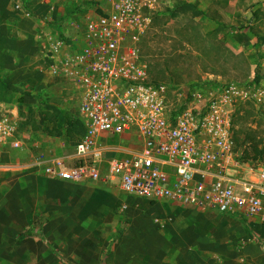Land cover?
<instances>
[{
	"label": "built area",
	"instance_id": "obj_1",
	"mask_svg": "<svg viewBox=\"0 0 264 264\" xmlns=\"http://www.w3.org/2000/svg\"><path fill=\"white\" fill-rule=\"evenodd\" d=\"M159 1L111 0L101 12L56 28L41 23L42 56L67 87L73 153L35 151L4 113L0 154L9 147L54 179L115 185L153 205L209 208L264 226V161L246 166L232 127L247 105L264 126L259 73L208 89L151 80L140 45Z\"/></svg>",
	"mask_w": 264,
	"mask_h": 264
},
{
	"label": "crops",
	"instance_id": "obj_2",
	"mask_svg": "<svg viewBox=\"0 0 264 264\" xmlns=\"http://www.w3.org/2000/svg\"><path fill=\"white\" fill-rule=\"evenodd\" d=\"M17 1L0 0V114H11L19 134L35 151L71 155L76 136L61 109L67 87L48 70L36 40L38 27L46 22L56 28L94 15L109 7L111 0H26V8L13 10ZM174 1H191L190 13H201L202 0ZM123 138L130 143L128 136ZM27 164L21 153L2 148L0 264H56L59 259L53 248L65 233L76 232L74 226L97 217L102 220L104 214L112 216L118 200L121 211L132 209L128 194L118 186L54 179ZM134 205L152 208L153 221L158 219L164 229L165 264H264V244L250 228L254 225L263 237V225L252 218L174 202L151 205L143 198ZM135 213L128 211L138 218ZM151 256L145 251L142 264H151ZM67 257L86 262L84 256Z\"/></svg>",
	"mask_w": 264,
	"mask_h": 264
},
{
	"label": "rangeland",
	"instance_id": "obj_3",
	"mask_svg": "<svg viewBox=\"0 0 264 264\" xmlns=\"http://www.w3.org/2000/svg\"><path fill=\"white\" fill-rule=\"evenodd\" d=\"M200 6L201 13L196 15L190 13L191 1L161 0L159 9L152 11L140 45L149 78L179 86L201 84L208 89L230 80L244 82L259 73L264 85V43L260 45L264 18L259 12L264 11V0H234L232 4L229 0H202ZM12 8H26V0L12 3ZM61 104L68 116V94ZM232 125L236 151L246 166L264 161V126L255 118L252 106L238 110ZM245 175L252 177L248 168ZM126 194L132 201L128 203L131 210L121 211L122 201L118 200L112 216L86 220L72 228L76 232L65 233V239L53 248L59 259L56 264H79L68 254L84 256L85 264H142L145 251L152 254L151 264H165V232L153 221V209L134 205L140 197ZM132 210L138 218L128 214ZM250 228L264 244V234L261 237L254 225Z\"/></svg>",
	"mask_w": 264,
	"mask_h": 264
},
{
	"label": "trees",
	"instance_id": "obj_4",
	"mask_svg": "<svg viewBox=\"0 0 264 264\" xmlns=\"http://www.w3.org/2000/svg\"><path fill=\"white\" fill-rule=\"evenodd\" d=\"M260 13H261V15L263 16V18H264V11H259ZM72 125V122L70 123V126ZM74 145H75V143H74Z\"/></svg>",
	"mask_w": 264,
	"mask_h": 264
}]
</instances>
